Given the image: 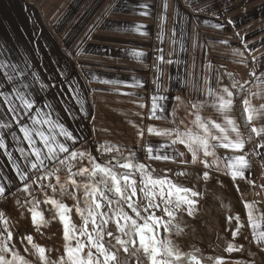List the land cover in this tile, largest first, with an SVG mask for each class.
<instances>
[{"label": "crops", "instance_id": "obj_1", "mask_svg": "<svg viewBox=\"0 0 264 264\" xmlns=\"http://www.w3.org/2000/svg\"><path fill=\"white\" fill-rule=\"evenodd\" d=\"M138 52L143 56L134 55ZM0 63L16 66L18 81L30 86L26 91L38 101L41 114L51 113L50 119L72 132L76 138L72 150L84 153V158L90 154L99 162H125L135 153L134 164L143 163L159 173L157 178L167 176L177 185L199 182L209 187L215 180L225 184L234 200L232 208L243 219L241 233L251 246L249 263L264 264V243L254 240L245 208V202L254 203L258 210L254 215L264 214V133H253L250 143L243 126L247 121L243 101L255 108L264 104V0H0ZM5 71L0 68V90L7 91L11 84ZM225 87L233 93L227 115L245 140L242 152L220 148L206 158L201 152L193 163L192 153L177 143L160 154L183 156L167 161L148 158L149 145L154 149L170 145L174 138L150 134V126L202 134L195 123L197 114L223 123L224 116L212 106L207 91L226 96ZM154 96L166 98L158 100L164 108L156 113L159 119L150 118ZM21 120L31 125L28 117L21 115ZM5 122L12 127L0 128L7 145L0 149V185L6 188L0 196L2 213L27 193L24 184L36 179V170L28 173L29 181L20 178L17 165L28 170L24 157L31 149L0 103V123ZM250 126L264 127V110ZM57 138L63 142L62 136ZM36 146L42 147L39 140ZM104 146L119 151L107 152ZM233 154H244L249 161L244 180L234 181L227 174L224 158ZM45 163L41 174L66 168L69 161ZM182 172L186 175H179Z\"/></svg>", "mask_w": 264, "mask_h": 264}, {"label": "snow or ice", "instance_id": "obj_2", "mask_svg": "<svg viewBox=\"0 0 264 264\" xmlns=\"http://www.w3.org/2000/svg\"><path fill=\"white\" fill-rule=\"evenodd\" d=\"M144 7H147V5H144ZM143 14L146 15L147 13ZM138 29L139 26H137ZM134 55L141 57L143 53L138 52ZM158 59L162 61L163 56L158 57ZM167 63H172V61L169 60ZM0 68L8 69V71L3 73V76L6 82L11 84L7 91L0 90V103L5 105L6 113L11 114V119L19 126L20 132L23 133V139L28 143L29 149H31L29 155L24 157L28 161V170H20L17 165L21 180L29 181L30 176L28 173L31 170H36L34 173L36 179L31 180V184H37V181H43L49 176H55L56 179V184H40L41 190L47 187L55 192L57 191V185H59V190L62 194L69 195L75 199L74 193L68 192L66 185L70 184L74 189H84V204L86 205L87 214L85 215V210L81 209L78 203L75 205L76 212L83 220V225L79 229L71 222V217L69 216L72 211L71 208L56 199L46 197L44 201V203L52 205L55 209V217H59L64 225V255L59 260L54 261L53 264H115L118 257L112 249H116L117 246L122 248L124 253L134 256L137 264H201V261L192 253H182L173 245L170 239H161L159 237L160 227H163L165 231H169L176 211L181 210L182 206H186L188 214L192 215L196 204V200L193 197H197L199 193L191 188L173 183L167 176L154 177V170L150 171L143 163H133L135 153H130L129 157L125 158V162L117 161L115 164L112 161L98 163L96 158L89 154L91 167H80L73 172L72 169L76 167V164L71 162L77 161L78 158L83 160L84 153L79 152V150H72V145L76 142L72 132L68 131L58 121L50 119L51 113L41 114L42 110L36 107L38 101L33 99L32 95L26 91L30 86L18 81L15 65L0 63ZM20 74H23L22 69ZM252 75L255 76V72ZM18 83H20L19 87L16 86ZM231 87L235 88L236 83L233 82ZM222 91L226 96L213 91L211 88L208 89L207 95L213 98L212 106L224 116L223 123H217L211 119L205 120L197 114L195 123L202 130V134L193 133L191 130L182 132L179 128L158 130L150 126L147 129L148 133L174 138L171 139L170 145H159L155 149L149 145L146 149L148 158L167 161L175 160L176 156H183V153H175L172 156L160 154L163 149L177 143L183 144L192 153L193 163L196 162L201 152L205 158L214 155L215 151L220 148L230 150L233 153L242 152L245 147V140L242 138L237 123L227 115L232 108L233 93L227 87L223 88ZM254 95L259 94L254 93ZM161 99L166 98L153 97L152 115L150 118L159 119L156 115L157 111H164L163 106L158 104V100ZM243 104L249 124L252 123L254 117L259 115L261 110H264V104L259 105V108H255L247 99L243 101ZM140 106L143 107V105ZM203 106V103H201L200 107ZM45 107L51 106L46 104ZM192 107L196 108L197 104L194 103ZM33 109H36L35 115H32ZM21 115L28 117L31 120V125L24 124L21 120ZM11 127L12 125L7 122L0 123V128ZM251 132L260 136L264 133V127L257 128L253 126L251 127ZM231 133H234L235 136L233 137ZM139 135L143 136L144 133L141 131ZM58 136L64 138L63 142L57 138ZM37 140H39L42 147L36 146ZM6 147L7 145L4 143L3 138L0 137V149ZM114 150L119 151L118 148L114 149L112 146H104V151L111 152ZM20 151L23 152L24 150L20 149ZM60 154H66V156L62 159ZM32 157H35V160ZM224 159L226 161L227 174L234 181L237 178L246 179V170L250 167L246 155L233 154ZM53 160H59L62 165L66 161L70 162L67 166L68 175L64 183H61L60 176L56 174L59 171L57 168L41 174V170L47 169L45 162ZM202 162L205 167L209 166L207 160ZM117 169H123L124 171H117ZM137 173L139 174V181L136 179ZM85 175L90 178L87 183L80 184L74 179L76 176ZM179 175H186V173L182 172ZM203 178L205 180L209 179L207 172L203 174ZM31 184L25 183L23 191L28 192ZM237 187L239 190V186ZM138 188L147 202L143 208V212L148 213L147 216L141 214L137 202L132 200V197L136 196ZM5 192V186L0 185V196H4ZM113 204L117 206L115 209L112 207ZM124 205H127V208L135 213V218L129 215ZM104 208H107L108 211H102ZM245 208L248 210V222L252 228L254 240L258 244L264 243V230H260V221L264 220V214L254 215V213L258 212L254 203L245 202ZM31 211L34 225L39 226L47 223L42 213L37 212L35 208L31 209ZM157 211L160 212V215H157ZM2 218L3 213L0 212V219ZM232 219V217H229V221ZM235 219L237 228L233 232L234 238L240 227L243 226L240 224L239 216H236ZM111 220L115 221L116 231L122 235H114L113 232L106 230ZM138 221H143V223ZM4 224L6 225L7 222L4 221ZM89 224H91V230L88 228ZM5 233L6 239L0 242V264H31L30 261L9 247L8 241L11 240L12 234L8 232L7 227L0 231V235ZM81 238H86V242ZM25 239L32 244L31 236H27ZM32 247L35 249V253L42 264H48V258L45 255L46 250L36 244H32ZM234 250L238 251L240 249L229 244L227 251L231 252ZM8 253L11 254V258L6 255ZM124 264H129L128 256L125 257ZM217 264H221V261L218 260Z\"/></svg>", "mask_w": 264, "mask_h": 264}, {"label": "rangeland", "instance_id": "obj_3", "mask_svg": "<svg viewBox=\"0 0 264 264\" xmlns=\"http://www.w3.org/2000/svg\"><path fill=\"white\" fill-rule=\"evenodd\" d=\"M97 162L99 163V161ZM116 162L112 161L113 164ZM119 162L123 163V160L119 159ZM71 163L76 164V167L72 169L73 172L77 171L80 167H91L89 158L87 157L83 160L78 158L77 161ZM57 169L59 171L56 174L60 176L61 183H64L68 175L67 167ZM117 171L124 170L117 169ZM153 176L157 178L159 173L153 171ZM74 179L78 183L83 184L89 182L90 178L85 175L76 176ZM136 179L139 181L138 173L136 174ZM217 181L215 180L214 185L212 184L213 186L209 187L199 182L193 183L191 186H183L199 193L197 197H193L196 200L193 213L189 215L186 206H182L181 210L176 211L169 231H165L163 227H160L159 237L161 239H170L173 245L182 253H192L201 261V264H217L218 260L221 261V264H251L249 263L251 246L241 233L244 227L243 219L231 206L234 204V200L228 187ZM49 183L56 184L55 176H49L47 179L38 182L37 185L30 187L26 194L16 197L3 212V218L0 219V231H3L7 227L8 232L12 234L11 240L8 241L9 247L13 248L25 259L32 260L34 264H42V262L36 255L32 244H36L46 250L45 255L48 258V264H53L54 261L59 260L64 255V225L61 223L59 217H55V209L52 205L44 203L46 197L61 201L72 209L69 216L71 217L72 224L76 225L77 229L83 225V220L76 212L75 205L78 203L79 207L85 210V215L87 214L83 188L74 189L70 184L66 185L67 191L74 193L75 199H73L69 195L62 194L59 190V185H57V191L55 192L51 188L45 187L41 190L39 187L40 184L47 185ZM132 200L137 202L141 214L147 216L148 213L143 212V208L147 202L142 193L139 192V188L137 189L136 196L132 197ZM112 207L115 209L117 206L113 204ZM33 208L43 214L44 220L47 222L46 224L39 226L33 224L31 211ZM124 208L129 215L135 218V213L131 209H128L127 205H124ZM102 211H108V209L104 208ZM157 215H160L159 211H157ZM236 216H239L240 224L243 226L240 227L239 232L234 238L233 232L237 228ZM229 217L233 219L229 221ZM4 221L7 222L6 225ZM138 222L143 223V221ZM88 228L91 230V224L88 225ZM106 230L113 232L114 235H122L116 231L114 220L109 221ZM27 236L32 237V244L25 239ZM123 238L126 239L127 237ZM5 239L6 233L0 235V242H3ZM81 239H84L86 242V238ZM229 244L240 250L227 251ZM93 251L95 250L93 249ZM112 251L116 252L118 257L115 264H124L126 256L129 258V264H137L136 258L124 253L123 249L119 248V246L116 249H112ZM234 253L237 256L234 257ZM6 255L8 258H11L10 253Z\"/></svg>", "mask_w": 264, "mask_h": 264}, {"label": "trees", "instance_id": "obj_4", "mask_svg": "<svg viewBox=\"0 0 264 264\" xmlns=\"http://www.w3.org/2000/svg\"><path fill=\"white\" fill-rule=\"evenodd\" d=\"M243 126L246 130V133H247L248 142L251 143L254 140V134H253V132H251L250 124L245 119L243 120Z\"/></svg>", "mask_w": 264, "mask_h": 264}]
</instances>
